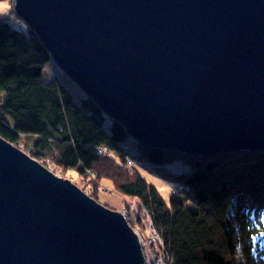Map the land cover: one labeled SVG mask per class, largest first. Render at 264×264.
<instances>
[{
  "label": "water",
  "instance_id": "water-1",
  "mask_svg": "<svg viewBox=\"0 0 264 264\" xmlns=\"http://www.w3.org/2000/svg\"><path fill=\"white\" fill-rule=\"evenodd\" d=\"M56 64L139 143L264 151V0H16ZM0 264H144L119 212L0 137Z\"/></svg>",
  "mask_w": 264,
  "mask_h": 264
},
{
  "label": "trees",
  "instance_id": "trees-1",
  "mask_svg": "<svg viewBox=\"0 0 264 264\" xmlns=\"http://www.w3.org/2000/svg\"><path fill=\"white\" fill-rule=\"evenodd\" d=\"M24 30L0 15V137L18 148L28 138L22 151L32 159L82 178L92 173L140 199L175 264H264V151L193 156L133 140L90 97L73 100L47 71L55 62L35 30ZM129 139L138 142L135 152L124 147ZM175 159L186 168L171 171ZM145 170L176 179L184 191L167 204Z\"/></svg>",
  "mask_w": 264,
  "mask_h": 264
},
{
  "label": "rangeland",
  "instance_id": "rangeland-1",
  "mask_svg": "<svg viewBox=\"0 0 264 264\" xmlns=\"http://www.w3.org/2000/svg\"><path fill=\"white\" fill-rule=\"evenodd\" d=\"M0 15L4 16L5 19L12 21V23L19 29H25V24L27 23L18 15L16 11V0H0ZM57 66L56 62L55 64L52 62L48 65L47 71H50L53 76H57V78L70 90L73 95V100L79 102L82 97L86 95V93H84L82 89L70 77H68L59 66V68ZM133 140L129 139L125 143L124 147L126 146L128 147L127 149L135 152L137 149L136 144H138V142L135 141V144ZM22 142L23 144L20 147L21 150H25L27 144L30 145L31 143V141L25 137ZM37 162L42 165V167L48 169L55 176L71 181L85 195L96 201L98 204L111 211L121 213L128 226L138 237L140 248L144 257V264H175L172 255L167 249L163 234L155 226L147 208L140 201V199L127 195L122 196L112 186V184L105 181L101 182L94 175H90L92 173H89L87 174V177L82 178L75 170L66 171L58 168L51 159ZM133 166V161L129 159L128 167L132 169ZM167 166L173 172H180L186 168L185 163L180 159L170 161L167 163ZM142 172L148 181L156 186L167 204H170V200L173 195H180L184 191V187L176 179L163 177L157 173L147 170ZM90 192L97 193L98 200H96ZM149 255L153 260L149 257Z\"/></svg>",
  "mask_w": 264,
  "mask_h": 264
},
{
  "label": "bare ground",
  "instance_id": "bare-ground-1",
  "mask_svg": "<svg viewBox=\"0 0 264 264\" xmlns=\"http://www.w3.org/2000/svg\"><path fill=\"white\" fill-rule=\"evenodd\" d=\"M32 28V27H31ZM84 92V91H83ZM107 115V114H106ZM113 120V119H112ZM249 151H254V150H249ZM241 152V151H240ZM180 153H182V154H187V153H185V152H180Z\"/></svg>",
  "mask_w": 264,
  "mask_h": 264
},
{
  "label": "built area",
  "instance_id": "built-area-1",
  "mask_svg": "<svg viewBox=\"0 0 264 264\" xmlns=\"http://www.w3.org/2000/svg\"><path fill=\"white\" fill-rule=\"evenodd\" d=\"M149 257H151L150 255H149ZM149 257H148V259H149ZM151 259H152V257H151ZM153 260V259H152ZM152 260H151V263H152Z\"/></svg>",
  "mask_w": 264,
  "mask_h": 264
}]
</instances>
